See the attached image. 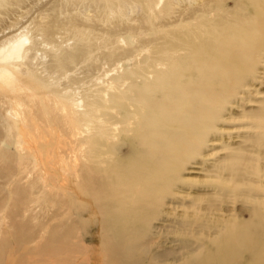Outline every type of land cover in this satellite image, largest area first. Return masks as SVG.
Masks as SVG:
<instances>
[{"label": "bare ground", "instance_id": "1", "mask_svg": "<svg viewBox=\"0 0 264 264\" xmlns=\"http://www.w3.org/2000/svg\"><path fill=\"white\" fill-rule=\"evenodd\" d=\"M91 1L112 17L138 4L148 22L176 2L168 0L163 9L160 0ZM70 25L76 47L54 52L39 67L28 54L40 44L36 35L38 45L25 33L0 41V264H163L172 253L179 260L175 253L182 251L192 255L178 264H264V185L238 188L243 179L261 176L251 171L246 177L242 147L228 157L230 179L219 177L229 189L217 186L215 194L249 198L254 205L247 219H212L197 205L172 230L152 224L176 172L180 178L228 99L254 75L264 52V0H179V26L132 49L128 69L120 65L110 78L95 76L82 89V77L66 74L72 63H88L87 49L98 44L87 42L83 25ZM146 26L143 32L151 33L159 25ZM40 29L50 40L54 24L48 20ZM111 36L105 47H115ZM117 56L115 48L105 54L107 60ZM254 113L261 118V130L251 138L258 146L264 143V111ZM13 143L25 152L14 153L7 146ZM44 168L56 172L37 178ZM215 225L221 228L213 230ZM164 240L175 247L158 249Z\"/></svg>", "mask_w": 264, "mask_h": 264}, {"label": "rangeland", "instance_id": "2", "mask_svg": "<svg viewBox=\"0 0 264 264\" xmlns=\"http://www.w3.org/2000/svg\"><path fill=\"white\" fill-rule=\"evenodd\" d=\"M175 1L176 2L174 3V5H172L169 8H166V11H164L163 14H161L156 19H154L153 22L151 20L150 23L148 22V16H146V13L144 12L143 9H142L143 11L140 9L141 6L138 5L137 3L136 4L138 6L137 5L134 6L135 3L131 4V6L129 5L128 6L129 10H127L128 7L125 8L127 10L126 11L124 9L125 14L119 15L118 18L116 16L112 17V15L106 14L105 7H102V9L105 8V10L104 9L100 10L99 9L100 6L99 8H97L98 3H95L91 0H65V1L64 0H4L0 4V20H2L0 21V41L1 39H4L5 37L10 36L12 34L16 36L19 35L20 33L23 34L25 33L29 35V38L30 37L32 38V39L30 38L32 41L30 39L29 41L34 43V45L35 44L38 45V42L41 39L42 41V43L40 41L41 45L39 44V46L37 47H35L36 45L33 46L36 48V51L33 50L32 47L31 51L28 52L29 58L32 57L31 59L33 60V62L36 63L40 61L38 62L37 65L39 67L42 65L41 62L52 61L54 59L53 56H55L56 54L54 52L58 51L57 54H60L63 53L64 51H69L68 49H71L72 51L73 48L76 47L77 42L75 41L74 35L72 33L74 31L72 29L73 26L70 25V23L71 24L79 23L81 24L80 26L83 25L82 28L85 30V32L88 35H90L87 38L88 39L87 42L92 41L98 44V46L95 47L97 49L93 48L92 50H90L91 46L90 48L87 49V51L89 50L88 51L89 57H91L88 63L92 62L91 64L92 66L89 63V65L92 68H90V66L87 65L88 64L86 63L87 61L80 62V64L78 62L77 65L76 63H72L71 65H75L73 66L74 68L72 69L71 66L70 70H68L66 74V76L67 75L73 77L77 76L78 78L82 77L86 81L85 82L83 80L84 83L83 82L81 83L80 89H82L87 84H89L88 81L94 82L93 78L95 76L103 75L102 76L103 79L110 78L112 75L115 74V72L118 71L120 65H122V68L126 67L128 69L130 66L128 65L129 61H127V59H130L129 54L132 49L133 52L137 51L139 47H140L139 49H142L140 43L143 42L144 40L150 37L152 38L155 36V34L162 33L164 30L168 28L179 26V0H175ZM159 4L157 5L163 9L166 6L170 5L168 3V0H163V1L160 0ZM230 4L231 3H229V5ZM231 7H233L232 4L229 8ZM52 8L55 9L52 11ZM45 13H47L46 14V16L48 15L47 17H45ZM42 14L44 16H42ZM144 14L146 18L144 17ZM108 16L109 17L111 16L113 19L110 17L108 22H106ZM89 17L91 18L90 20ZM48 20L54 24V33L51 36L50 40L43 39V36L39 35L41 31L40 28ZM86 24L89 25L87 26ZM145 24L154 27H156L155 25H159V26L156 27L157 31L149 33V32H143L145 30L144 28L148 27ZM48 25L51 26L52 28L51 23H48ZM93 25H95L96 27ZM37 26L40 27L38 28ZM86 27L89 28L86 29ZM134 29L138 31L136 35L131 33V31ZM111 33L114 34V39H116L115 47L114 46L105 47V45L108 44L110 38L111 39L113 38V36H111L112 35ZM34 35H36V37H34ZM33 37L35 39L38 37L37 38L38 40H36L38 41L37 43L36 41H33L35 40ZM101 40L104 41V43H102ZM160 40L161 38L155 41H160ZM30 42L29 44H31ZM100 43L102 45H100ZM114 48H115V53H117L118 56L115 59L107 60L105 58V54L107 53V51L113 53ZM34 51L35 53L32 55L31 53H33ZM85 63L88 66V68L85 65ZM95 64H99L97 65L99 66L98 70ZM81 65H83L82 67H84L85 70L81 68ZM82 71L84 75H82L83 74ZM96 71L98 72L99 75L97 74ZM70 72L71 75H69ZM87 73L88 75L91 74L90 76L92 77V79L89 78ZM63 78L61 79V82L62 81L65 82L67 80L69 81V78H66L64 80ZM263 101H264V52L262 56L258 57V62L256 64L254 75L253 76L248 75L244 79L243 86H239L235 94L231 98H229L228 101L226 102L225 107L221 111L220 117L217 119L214 128L206 136L205 142L202 144L200 151L197 154H195L194 157L189 158L187 161L183 163V167L180 170V178H179V170L176 172L175 176H177L178 178L172 182L171 191L165 194L164 201L163 204L161 205V210L159 212L160 215L157 216V218H155L152 222V224L155 226V229L157 230L159 229L164 232H166V230L169 229L172 230L175 221L176 220L179 221V219H182V217L186 215H192L190 213L191 212L194 213V211H196L197 205L199 206L198 208L200 209L201 213L207 212L212 219L225 221L227 219L234 217L242 218V219H247L249 217L250 214L249 212L253 203L250 201L249 198L244 197L243 195H238L236 197H233L232 195L231 196L227 195L228 198L226 196V199H223L221 195L215 194L216 191L215 187L225 186V183L224 185L219 184L222 181L219 177L226 176L230 179V177L227 176V172H229L230 170L229 168H227L226 165H227V161L229 160L228 157L230 156L231 158V155L233 153L232 149L236 148L237 146L238 148L242 147L241 149H239L240 150L239 152H242L243 155H245L246 157V160H244L242 163L243 166L246 167L249 171L245 174L246 177L252 176L251 171L261 174V176L259 177L255 175L253 177L255 180L247 179V178L243 179V184L237 185L239 186L238 188H242L243 190L244 188H247L248 185H250L251 187V186H256L259 183L264 185V151H263L264 143L263 140H260L261 143L259 142L258 146H256L252 143L251 140V138H254L255 135H258V133L261 130L260 127L257 126V124L261 123V118H258V115L255 114L254 112L258 113L264 111V105L262 104ZM82 108L83 107H81L80 109ZM7 115L9 116L8 113ZM0 130H3L2 126L0 127ZM7 146L14 153L25 152L24 149L19 148L18 144L16 143L8 144ZM23 146L24 148L26 147L25 144ZM240 163L241 162H239V164ZM55 166L58 165L57 164L53 165V167ZM254 166H256L257 168L255 169ZM41 167L42 166H40L39 169H41ZM45 168L42 171L37 169V174H38L37 178L39 179L41 177H42L41 179H43L44 177L47 178L51 175V172H52L51 176H53V174H55L56 172V170H54L53 168L52 169L50 168V171L49 170L45 171ZM58 172L62 177L64 174L63 169L59 168ZM30 175L32 176L33 174L29 173L28 177H31ZM54 179L55 177L53 178V180ZM58 180L61 182L63 179L58 178ZM235 184L238 183L233 182V185ZM229 185H231V182H229ZM225 187L229 189L228 186ZM36 189L38 188L35 187L34 190ZM44 189L48 191L50 190L48 186H45ZM56 190L57 188L53 189L51 194L52 199L54 200L55 198L57 200L59 198L58 195H61L59 193L57 194ZM220 228H221L220 225H215L214 228L212 229L218 230ZM179 237H182V235H180ZM174 242L175 241L173 240L165 241L164 243H161V245L163 246H160L158 249L163 250L164 249L163 247L165 248L167 247L172 250L175 247ZM182 250L183 249H181V251ZM182 252L175 253L179 255V260L175 259L174 253H172L174 260L172 257V258H166L159 262L163 264H178L179 262L183 261L184 259L192 255L191 252H183V253Z\"/></svg>", "mask_w": 264, "mask_h": 264}]
</instances>
